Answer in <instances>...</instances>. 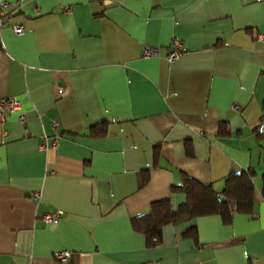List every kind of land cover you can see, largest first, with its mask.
I'll return each mask as SVG.
<instances>
[{"label":"crops","instance_id":"0c3cea01","mask_svg":"<svg viewBox=\"0 0 264 264\" xmlns=\"http://www.w3.org/2000/svg\"><path fill=\"white\" fill-rule=\"evenodd\" d=\"M0 3L24 31L0 26V100L20 104L0 121V264H264V0ZM243 171L251 215L167 224L154 247L133 231L185 203L183 177L219 196Z\"/></svg>","mask_w":264,"mask_h":264},{"label":"trees","instance_id":"16d2710c","mask_svg":"<svg viewBox=\"0 0 264 264\" xmlns=\"http://www.w3.org/2000/svg\"><path fill=\"white\" fill-rule=\"evenodd\" d=\"M105 125L102 123L101 128L92 127L91 136L102 137ZM224 129L225 126H222L219 134ZM251 177L249 171L230 174L225 179V186L219 196L211 185H203L187 176L183 177L180 184L171 186L170 192L184 194L185 203L173 210L169 200L156 201L146 214L132 219V229L144 235L147 247H154L160 242L161 230L167 224L177 226L198 217L217 215L224 225H230L236 214L253 213L254 189ZM184 236L196 240V229L190 227Z\"/></svg>","mask_w":264,"mask_h":264},{"label":"built area","instance_id":"2783aa9c","mask_svg":"<svg viewBox=\"0 0 264 264\" xmlns=\"http://www.w3.org/2000/svg\"><path fill=\"white\" fill-rule=\"evenodd\" d=\"M6 7H7L6 3H0V9L6 8ZM35 11L37 12V9ZM4 24H7V26L10 27V29L13 31V33L15 35H22L24 33L22 27L9 25L6 17H4L3 19L0 20V26H3ZM258 39H259V41L264 43V34H259ZM180 47H181V43L178 40H174L172 42V44L170 46V50H169L168 54L166 55V60L168 62H173L179 57ZM142 56L145 58L155 57V56L157 57V56H159V52L155 48L148 47V48L143 49ZM19 107H20V104L16 99L9 98V99L0 100V121H2L4 119V117L7 113H12V112L18 111ZM232 108H233V110L236 109L235 106H233ZM19 120H20V122H24L23 117H20ZM55 125H56V123H54L53 126H55ZM32 198L34 200H38L39 193L33 192ZM62 215H63L62 211H56L55 213L44 214L41 218H42L43 222L46 224L56 225V224H58L59 219L61 218ZM53 257L58 263H65L69 259L70 253L67 251H60V252L54 253Z\"/></svg>","mask_w":264,"mask_h":264}]
</instances>
